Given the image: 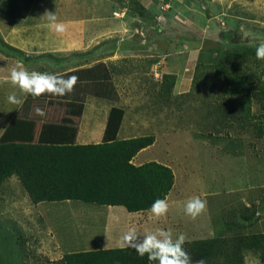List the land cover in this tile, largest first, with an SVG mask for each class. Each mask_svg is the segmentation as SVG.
<instances>
[{
    "label": "rangeland",
    "instance_id": "374dc122",
    "mask_svg": "<svg viewBox=\"0 0 264 264\" xmlns=\"http://www.w3.org/2000/svg\"><path fill=\"white\" fill-rule=\"evenodd\" d=\"M112 1L119 2L111 13L114 18L124 19L123 8L147 13L146 22L128 19L122 25L125 35L139 34L136 45H143V36L156 34L155 41L146 39L153 48L142 56L146 64L124 70L126 78L118 91L107 72L102 75L95 69L66 94L115 99L111 113L125 111L128 124L136 118V133L153 135L155 145L138 159L152 157L169 165L168 211L159 217L151 211L129 215L122 206L106 209L80 200L43 202L36 210L21 184L10 180L0 185V264H64L61 258L66 252L123 246V235L133 228L140 233L164 228L173 238L183 234L185 243L216 238L224 245L244 235L264 234V137L223 117L219 108H226L229 101L222 94L221 70L214 65L223 52L245 51L244 61L256 72L255 80L264 81V59L256 56L257 46L264 43V0H157L147 10L138 0ZM30 2L3 0L0 24L3 14L13 21ZM226 32L237 40H222ZM208 50H216L210 55L212 63L199 64L200 54L202 61L208 60ZM163 65L175 75L169 92L161 88ZM72 117L75 127L78 116ZM196 196L206 201V207L193 218L184 205ZM241 254V264H263L259 249L246 248ZM207 264L228 262L218 253Z\"/></svg>",
    "mask_w": 264,
    "mask_h": 264
},
{
    "label": "trees",
    "instance_id": "16d2710c",
    "mask_svg": "<svg viewBox=\"0 0 264 264\" xmlns=\"http://www.w3.org/2000/svg\"><path fill=\"white\" fill-rule=\"evenodd\" d=\"M134 12L142 15L139 9ZM226 33L221 34L222 40H237L234 33ZM215 51L208 50V60L204 61L200 54L198 63L213 61L210 55ZM247 56L245 51H226L214 64L221 70L222 94L229 101L226 108L219 109L223 117L230 119L229 124L248 127L256 137H264V81L257 83L256 72L244 61ZM262 75L264 78V70ZM174 81V74H162L161 88L169 92ZM253 104L257 106L256 111L252 109ZM65 105L66 113L71 116L82 112L80 102ZM111 112L102 141L88 144L74 143L76 127L71 118L56 126L44 125L36 142L32 135L34 122L14 118L0 136V185L16 175L33 203L71 199L122 206L128 212L150 210L153 201L163 198L169 190L171 173L154 161L138 165L132 162L139 150L153 143L154 137L117 139L123 112L119 109ZM56 130L61 134L56 136ZM263 241L264 234L253 233L232 239L227 245L211 238L185 243L184 247L194 262L202 258L208 261L221 253L228 264H241L243 249H259V259L264 264ZM61 259L64 264H155L147 255L141 257L126 246L67 252Z\"/></svg>",
    "mask_w": 264,
    "mask_h": 264
},
{
    "label": "crops",
    "instance_id": "0c3cea01",
    "mask_svg": "<svg viewBox=\"0 0 264 264\" xmlns=\"http://www.w3.org/2000/svg\"><path fill=\"white\" fill-rule=\"evenodd\" d=\"M138 1L147 10L157 0ZM117 7L119 8V2L112 0H31L26 12L15 16L12 19L13 21L8 17L9 14L2 15L3 18H1L0 24V136L14 118L32 120L35 124L32 134L33 141L36 142L44 125L56 126L63 124V120L67 121L68 118L73 120L70 113H66L65 103L81 102L82 112L77 117L74 143L88 144L102 141L110 108L113 103L117 102L115 99L95 94H86L82 97L69 94L64 96L42 94L34 97L25 94L18 86L13 85L10 73L12 68L19 62L29 71L49 72L64 76L77 72L80 74L77 75L78 79L80 78L77 81H84L86 80L85 73L89 72V69L93 71L95 68L101 70L102 75L107 72L111 84L118 91V88L122 86L121 79L126 78L124 70L130 69V66L138 68V63H143L144 57L142 56L150 54L153 49L146 39L154 38L156 34L151 33L149 37L147 35L143 36L145 38V41L142 42L141 40L143 45H136V42L140 39L139 34L125 35L122 29L123 22L128 21V19L134 21L140 19V21L146 22L148 21L147 13L138 15L129 9L123 8L125 13L122 20L111 16L113 8L115 10ZM46 11H55L58 22L66 25L64 33H56L50 30L44 19ZM159 51H161L159 54L163 56L166 49L162 47ZM162 61H164V58ZM119 71L122 73L117 75ZM164 73H168L166 65H163L161 69V74ZM13 93L21 100V103L14 104L9 101L8 97ZM5 104L6 106H3ZM137 118L140 119V116ZM135 125L136 118L133 117V123L128 124L124 111L116 132V138L126 139L142 136L136 133L138 131L135 129ZM63 131L67 136L68 130L66 127ZM60 134L61 132L56 130V136ZM155 142L154 140L151 145L139 150L132 158V162L138 165L154 161L158 164L162 163V166L169 167L164 160L161 161L157 158L144 157L138 159L139 155L154 146ZM14 179L20 183L16 175H11L2 184ZM22 189L33 209L38 210V205L43 202H54L41 201L33 203L25 189L23 187ZM169 192L170 188L165 196L167 200L170 198ZM60 201L69 203L71 199ZM101 206L106 209L112 208V206L107 205ZM100 209L102 208H95V212L104 214L105 211ZM147 211L150 210L129 212L128 214ZM97 246L84 250L99 249L100 247L97 248Z\"/></svg>",
    "mask_w": 264,
    "mask_h": 264
},
{
    "label": "clouds",
    "instance_id": "9594fccd",
    "mask_svg": "<svg viewBox=\"0 0 264 264\" xmlns=\"http://www.w3.org/2000/svg\"><path fill=\"white\" fill-rule=\"evenodd\" d=\"M3 0H0L2 3ZM44 19L50 30L56 33H64L66 25L58 22L55 11H46ZM256 56L264 59V43L256 48ZM11 83L18 86L25 94L40 96L48 93L54 96H64L70 93L75 86L78 77L75 75L64 76L49 72L29 71L21 63H17L10 73ZM9 101L14 104L21 103L15 93L9 95ZM40 111L39 109L37 110ZM206 207V201L200 197L188 199L184 205L187 215L195 218ZM169 204L166 198H157L153 201L150 211L155 216H163L167 213ZM185 236L177 235L173 238L170 230L157 228L153 231L140 233L136 229H129L122 237V245L131 247L135 252L155 264H207L205 259L193 261L188 251L185 249Z\"/></svg>",
    "mask_w": 264,
    "mask_h": 264
}]
</instances>
